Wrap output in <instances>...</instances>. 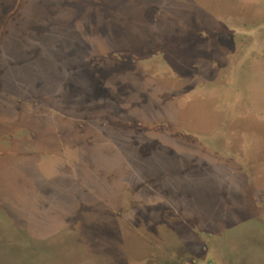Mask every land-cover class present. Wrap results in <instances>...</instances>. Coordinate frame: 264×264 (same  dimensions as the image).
<instances>
[{
  "label": "rangeland",
  "instance_id": "374dc122",
  "mask_svg": "<svg viewBox=\"0 0 264 264\" xmlns=\"http://www.w3.org/2000/svg\"><path fill=\"white\" fill-rule=\"evenodd\" d=\"M182 1L165 6L159 56L132 47L136 63L92 65L90 33L104 46L95 51L124 46L128 30L105 26L130 18L134 39L150 36L141 4L0 0V253L17 244L25 263L11 201L20 188L40 196L38 173L55 158L76 225L132 239L107 262L82 264H224L236 253L264 262L260 244L243 245L264 239V0ZM58 29L66 37L49 41ZM107 152L131 157L108 171L109 191L74 182L83 156Z\"/></svg>",
  "mask_w": 264,
  "mask_h": 264
},
{
  "label": "water",
  "instance_id": "95a60500",
  "mask_svg": "<svg viewBox=\"0 0 264 264\" xmlns=\"http://www.w3.org/2000/svg\"><path fill=\"white\" fill-rule=\"evenodd\" d=\"M58 33L52 34L48 37L49 41L55 39L65 38V35ZM51 38V39H50ZM106 152V151H104ZM93 155L88 153L87 157L83 156L81 163L82 167H78L77 174L79 177L86 180L90 186H95L98 192L109 191L108 171L113 170L119 166L117 162L124 158V161H130L131 157L128 153L118 155L117 159L110 154L100 153ZM117 155V154H116ZM88 162H91L92 167H87ZM103 164L102 170L97 169ZM118 168V167H117ZM63 164L53 158L46 162V168L38 173V181H45L51 177L49 183H46L47 189L44 188L40 196H34V186L30 189L20 188L16 191L15 201H11L12 210L14 212V223L16 226L26 232L29 228L30 234L34 243L38 244L39 240H44L46 245L51 249L53 254L57 256L60 261L67 264H79V256H71L66 251L70 241L75 237V227L69 222V218L77 213L79 206L74 202L75 197L70 194L67 188L70 177H64L61 174ZM128 169L133 171V167L129 166ZM83 171V172H82ZM30 205H34L35 211L33 212ZM204 209V208H203ZM124 236V237H122ZM115 233L112 229H104L102 227L96 228L91 232L87 231L83 238H80L81 252L88 256L101 255L108 257L111 252L119 249L129 247L131 237ZM1 240V239H0ZM17 245V244H16ZM13 245L10 249H6L4 253H0V264H18L17 255L18 248ZM264 264V262H261Z\"/></svg>",
  "mask_w": 264,
  "mask_h": 264
},
{
  "label": "trees",
  "instance_id": "16d2710c",
  "mask_svg": "<svg viewBox=\"0 0 264 264\" xmlns=\"http://www.w3.org/2000/svg\"><path fill=\"white\" fill-rule=\"evenodd\" d=\"M71 1H74V0H71ZM95 0H93L94 2ZM103 1V0H102ZM125 1H130V0H120V3H121V8L123 9V5H125ZM131 1H134L137 3V5L141 4V9L144 10V12L146 13L145 14V18L146 20L153 24L152 25V30L150 32V36L147 37L144 42L143 40L141 41L140 39L139 40H136L133 38V33L130 32V26L132 23V19L130 18L129 19V22L128 24L125 23V25L121 24V23H118V24H111L112 25V28L109 27L108 25H106V32L105 34L107 35V33H113V31H117V30H122V32L124 31H127L126 32V38L125 40L127 41V43H124L123 45L124 46H117L115 49L113 50H106L105 48L102 50V51H95L96 48L100 49V48H103L104 46L97 43L94 44L92 42H94L95 38H94V35H92V29L95 28V27H92L89 31L90 33V36L88 37V42H89V45H87V47H89V56H90V60H92V65L95 64L96 60L102 58V57H111V56H118V57H121V59H123L124 61L125 60H130L131 62H134L136 63L137 59H136V56H134L135 54H133V52L131 51V48L132 47H137L138 49H145L144 51V54L143 56L145 58L143 59H148V58H152L153 56H156L158 55L159 56V50H158V46L160 45L161 47H164L165 49L168 47V44H167V41H166V38L165 36H162V38L160 37L161 35V30L160 28L162 27L161 26V20L163 18H165V15H164V12H167V9H165L166 7L165 6H169L171 7L172 5H174L173 3L175 2H179L180 0H131ZM184 1H188V0H184ZM182 1V2H184ZM55 2L52 1L50 5H54ZM123 4V5H122ZM169 12V10H168ZM232 16V15H230ZM75 20V18H74ZM94 26H96V24H93ZM133 25V23H132ZM130 29V30H129ZM88 34V32H87ZM103 34V33H101ZM103 39V38H102ZM173 37H170V40H172ZM99 40V39H97ZM108 42V40L106 41ZM56 46L57 47H60V48H65L66 45L62 44V42H58L56 43ZM92 71H95V69L93 68ZM129 122H132V121H129ZM128 122V123H129ZM131 124V123H129ZM130 173L127 172V175H129ZM72 178L74 179V182L77 184H79L80 187H86L87 189L88 188H92L90 187V185H88L87 182H85V180L81 177H79L78 175H71ZM51 179V177L47 178V180H45V184H41L39 187H43V186H46V183H49V180ZM72 184V182H70ZM131 184L130 182L129 183H125L123 184V186L121 187L122 191L116 196L115 195V198L117 200L121 199L122 195H125V193L129 192L131 190ZM125 192V193H124ZM101 200V197L98 199V201ZM103 200H107L109 201L110 199L109 198H103ZM112 201V200H111ZM114 208H117L116 210L118 211L117 214L119 215H122L124 214L123 210L116 207L115 205H112ZM75 217H71L69 218V222L71 223L72 226L75 227V237H73V239L70 241L69 245L67 246L66 248V251L65 252H68L69 255L71 256H79L80 258V262H78L79 264H82V262H84L83 260V257L84 256H87V255H84L82 252H81V245H80V241L79 239L80 238H83L85 233L87 232V228L85 227V225H76V221L74 219ZM14 225L16 226V224L14 223ZM29 231V228L27 227L26 228V232H21V235H22V242L25 244V250H26V253L24 254V264H31L32 260L34 259V257L38 256V257H41V256H47V257H53V260L51 261L50 264H67V263H63L64 261H60L57 256L55 254H53V252L51 251V249L46 245V242L44 240H39L38 244L34 243V241L32 240L30 234L28 233ZM88 231H92V230H88ZM2 242H0L1 244ZM4 243V242H3ZM112 253L108 254L107 256L108 257H105L104 255L101 256L99 254L97 255H91L88 253V256H92L93 258H98L101 263H104V262H107L106 258H108V260H110V256H111ZM21 256V253L18 252V255H17V259L19 260V257ZM17 260V262H18ZM27 260H31V261H27Z\"/></svg>",
  "mask_w": 264,
  "mask_h": 264
},
{
  "label": "flooded vegetation",
  "instance_id": "af4514ba",
  "mask_svg": "<svg viewBox=\"0 0 264 264\" xmlns=\"http://www.w3.org/2000/svg\"><path fill=\"white\" fill-rule=\"evenodd\" d=\"M246 239V237H245ZM253 243L257 244L258 245L260 244V248H264V239L262 238H252V237H248V239L246 240V244H244L243 242V245H246V246H249V245H252ZM246 258L241 256L239 253L237 254H234V255H231V257L224 263V264H246Z\"/></svg>",
  "mask_w": 264,
  "mask_h": 264
}]
</instances>
